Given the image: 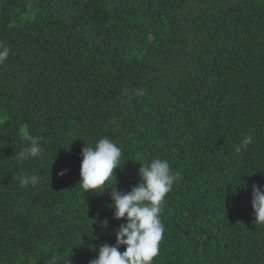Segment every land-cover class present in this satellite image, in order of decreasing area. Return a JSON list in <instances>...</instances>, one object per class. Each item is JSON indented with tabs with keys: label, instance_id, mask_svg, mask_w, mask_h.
I'll use <instances>...</instances> for the list:
<instances>
[{
	"label": "trees",
	"instance_id": "obj_1",
	"mask_svg": "<svg viewBox=\"0 0 264 264\" xmlns=\"http://www.w3.org/2000/svg\"><path fill=\"white\" fill-rule=\"evenodd\" d=\"M0 44V264H90L115 244L125 221L110 190L78 185L81 149L105 137L122 150L121 192L152 159L180 174L153 264H264L251 206L264 186V0H0ZM30 137L43 155L20 162ZM21 174L41 179L21 187ZM88 227L98 239L80 243Z\"/></svg>",
	"mask_w": 264,
	"mask_h": 264
},
{
	"label": "clouds",
	"instance_id": "obj_2",
	"mask_svg": "<svg viewBox=\"0 0 264 264\" xmlns=\"http://www.w3.org/2000/svg\"><path fill=\"white\" fill-rule=\"evenodd\" d=\"M9 48L0 44V63L9 56ZM143 95L134 92L133 95ZM252 143V136L246 135L235 151L247 150ZM43 155L39 137H30V145L16 154L20 162L39 159ZM121 148L108 138L99 139L94 146L85 143L81 149L80 181L78 185L84 193L102 195L110 190L112 201L110 208L114 210L117 221L124 220L116 231L115 244H103L98 248L96 258L90 264H153L159 255V246L163 239L165 226L161 220L162 204L172 191L173 185L181 179L174 172L166 159H152L148 163H140V182L129 192H121L116 187L114 171L122 168L120 160ZM66 170L58 175L63 176ZM21 187L35 186L40 182L37 174H21L17 177ZM246 187L240 181L235 185ZM234 187V188H235ZM251 206L254 212V223L264 224V186L252 185ZM82 232H87L89 239L96 240L89 227L80 231L77 236L81 243ZM124 247L121 252L120 248ZM96 251L95 248H93Z\"/></svg>",
	"mask_w": 264,
	"mask_h": 264
}]
</instances>
